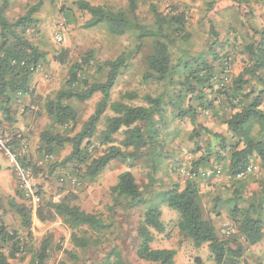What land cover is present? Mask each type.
<instances>
[{
	"label": "trees",
	"instance_id": "obj_1",
	"mask_svg": "<svg viewBox=\"0 0 264 264\" xmlns=\"http://www.w3.org/2000/svg\"><path fill=\"white\" fill-rule=\"evenodd\" d=\"M125 1L126 10L92 6L83 0L74 2L73 6L90 17L82 26L84 29L104 24L111 36H122L128 31H135L136 50L142 48L144 39H150L152 53L147 58V72L142 78L146 82L159 84L162 91L155 96H143L142 106L127 103L137 98L132 92H125L119 101L110 102L111 90L118 75L126 68L127 58L132 52L103 64L107 72L103 83H91L82 76V66L93 59L88 55L69 67L68 78L63 87L53 98L45 100L42 109L53 125L65 129L71 127L70 132L75 129L78 115L67 101L74 99L82 104L93 95L100 94L94 113L73 136L43 131L39 136V149L53 154L69 145L70 154L54 168L60 166L66 170L71 169L79 183L95 181L112 161L117 160L130 163L144 161L150 170L155 171L163 161L166 146L164 136L169 126L186 117L194 123L198 111L212 110L217 102L218 107L229 111V114L222 116V122L230 137L229 140L221 138L219 150L214 154L215 159L221 162L225 160L222 154L227 155L228 176L234 184L239 185L233 189L231 198L226 202L230 205L229 217L236 230L233 243L231 245L229 240L221 238L213 223L204 218L195 178H186L182 186L172 184L167 190L157 193L149 189L152 186L150 182L147 190L142 191L129 171L122 172L110 188L111 205L106 207V218L83 211L73 204V196L70 198V195L53 197L43 202L39 188L31 184L34 195L40 198L41 207L47 210V214L43 215L40 207L37 217L41 221H50L57 215L73 232L86 229L92 236L100 237L115 232L116 214L122 213L125 217L137 212V260L145 264H174L177 254L175 249L151 247L156 235L165 231L161 219L163 205L178 215L176 228L183 237L191 241L195 249L207 245L214 264H239L247 247L262 243L264 248V176L256 181L257 190L247 199L241 193L244 184L238 179L253 157L259 160L264 170V27L250 30L249 40L242 46L247 58L245 68L241 74L231 78L228 85H224L222 81L227 80V61L224 60L217 73L214 64L220 63V58L213 48L217 45L216 42L205 41L202 47L194 50L184 10L171 5L167 13L160 12L159 5L165 4L167 0ZM139 3L148 4L153 17L151 25L128 20V14L134 17ZM9 4L10 0H0V126L15 122L16 109L22 98L28 97L30 105H33V79L47 56L31 43L27 35L29 31L37 29L35 14L42 6L41 0L12 22L6 18ZM210 32H213L212 28ZM57 60L59 64L64 63L60 58ZM108 109L112 116L105 118L104 129L98 132L97 126ZM115 135H120L121 139L116 141ZM21 142L22 138L14 136L6 146L19 147ZM14 146L10 148V153L15 155L18 167L27 170L31 166L30 156L15 153L17 150ZM94 147L103 148L99 156L92 155ZM203 159L201 157L198 163ZM9 206L31 237L30 211L14 201H10ZM71 243L79 249L99 244L97 240L92 241L76 234H72ZM49 246V241L44 240L30 264H46ZM22 249L19 233L10 231L0 218V264H11L10 260L15 259ZM111 255L113 260L107 257L99 264H126L118 251L114 250Z\"/></svg>",
	"mask_w": 264,
	"mask_h": 264
},
{
	"label": "rangeland",
	"instance_id": "obj_2",
	"mask_svg": "<svg viewBox=\"0 0 264 264\" xmlns=\"http://www.w3.org/2000/svg\"><path fill=\"white\" fill-rule=\"evenodd\" d=\"M38 1L10 0L6 18L10 22L14 21ZM76 1L78 0H41L42 6L35 14L38 20L37 29L27 33L31 43L47 55L46 61L41 64L33 79L34 103L30 105L28 97L22 98L16 109L15 122L3 123L0 126V218L10 231L19 233L23 244L22 252L10 260V263L30 264L33 256L39 252L42 242L47 239L50 246L46 264H99L107 257L113 260L111 252L114 250L119 252L126 264H145L136 258L137 212L125 217L122 213L116 214L115 232L100 237L92 236L86 229L73 232L57 215L50 221H41L37 217V211L42 205L40 198L34 195L31 184L39 188L43 202L53 197L70 195V198L73 196V204L83 211L108 217L106 207L111 205L110 188L116 183L117 176L125 171L134 176L142 191L147 190L150 182L152 186L149 189L157 193L167 190L172 184L183 185L187 177L183 176L181 168L192 171L199 187V203L204 218L210 220L217 234L229 240L232 245L236 230L229 217L230 205L226 202L231 198L233 189L239 185L234 184L228 176L227 155L222 154L225 156L224 161L215 159L214 154L219 150L221 138L229 140L230 137L222 122V116L229 114V111L218 107L217 102L212 110L198 111L194 123L186 117L169 126L164 136L166 146L163 161L155 171L150 170L144 161L130 163L117 160L112 161L95 181L79 183L71 169L66 170L60 166L54 168L70 154L69 145L53 154L39 149V136L43 131L73 136L94 113L100 94L93 95L82 104L74 99L67 101L78 115L75 129L70 132L71 127L65 129L53 125L42 109L45 100L53 98L63 87L68 78L69 67L84 60L88 55L93 59L82 66V76L91 83H103L107 73L103 64L132 52L127 58L126 68L118 75L111 90L110 102L119 101L125 92H132L137 98L127 103L131 106H142L143 96H155L163 89L159 84L146 82L142 78L147 72V58L152 53L150 39H144L142 48L136 50L135 31H128L122 36H111L104 24L84 29L82 26L90 17L73 6ZM114 3L115 6H109L113 10L127 9V3L123 5L118 0ZM171 5L184 10L188 30L195 45L194 50L202 47L205 41L216 42L217 45L213 48L220 58V63L214 64L215 71L219 73L221 64L223 65L224 60L227 61V80L222 81L224 85H228L231 78L242 73L247 59L242 46L249 40L250 30H260L264 27V0H167L165 4L159 5V11L165 14ZM127 17L130 22L142 25H151L153 21L146 3H139L134 17L130 14ZM210 28L213 32H210ZM57 58L64 60V63L59 64ZM208 59L211 60L209 56ZM168 113L171 111L168 110ZM111 116L112 113L108 109L97 126L98 132L104 129L105 118ZM14 136L22 138L20 146L7 147L6 144H10ZM114 138L119 141L121 136L115 135ZM13 146L17 150L15 153L20 156H30L31 166L27 170L18 167L15 155L10 153ZM102 150V147H94L91 153L94 157L99 156ZM201 157L204 159L198 163ZM249 166L251 171L238 178L244 184L241 193L245 199L257 190L256 181L264 176V170L256 157L251 159ZM52 168L54 169L51 171ZM10 201L23 205L30 211L31 237L27 235L28 232L21 226L18 216L10 208ZM41 209L43 215H46L47 210L43 207ZM161 212L165 231L156 235L151 244L153 249H175L177 254L174 264H214L207 245L195 249L191 241L179 233L176 228L178 215L175 212L163 205ZM226 231L230 232L229 236L224 235ZM72 234L90 238L92 241L97 240L99 244L91 245L87 249L75 248L71 243ZM252 247L246 248L239 264H264L263 244Z\"/></svg>",
	"mask_w": 264,
	"mask_h": 264
},
{
	"label": "crops",
	"instance_id": "obj_3",
	"mask_svg": "<svg viewBox=\"0 0 264 264\" xmlns=\"http://www.w3.org/2000/svg\"><path fill=\"white\" fill-rule=\"evenodd\" d=\"M90 5L92 6H115V1L116 0H86ZM121 2V4L125 5L126 1L125 0H118ZM1 120V116H0ZM253 248V247H252Z\"/></svg>",
	"mask_w": 264,
	"mask_h": 264
},
{
	"label": "built area",
	"instance_id": "obj_4",
	"mask_svg": "<svg viewBox=\"0 0 264 264\" xmlns=\"http://www.w3.org/2000/svg\"><path fill=\"white\" fill-rule=\"evenodd\" d=\"M180 171L183 174V176L187 177L188 179H194L195 178V174L191 173L190 171L186 170L185 168H181ZM250 171H251V166H248V168L245 170V172L241 173L238 176V178L243 177L244 175L248 174ZM207 175H209V172L207 173ZM224 235L229 236L230 232L226 231V232H224Z\"/></svg>",
	"mask_w": 264,
	"mask_h": 264
}]
</instances>
